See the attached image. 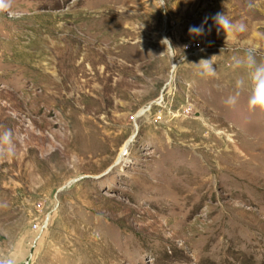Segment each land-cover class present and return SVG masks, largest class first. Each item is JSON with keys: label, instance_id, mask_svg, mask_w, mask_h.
<instances>
[{"label": "rangeland", "instance_id": "374dc122", "mask_svg": "<svg viewBox=\"0 0 264 264\" xmlns=\"http://www.w3.org/2000/svg\"><path fill=\"white\" fill-rule=\"evenodd\" d=\"M249 47L264 0H0V264H264Z\"/></svg>", "mask_w": 264, "mask_h": 264}, {"label": "clouds", "instance_id": "9594fccd", "mask_svg": "<svg viewBox=\"0 0 264 264\" xmlns=\"http://www.w3.org/2000/svg\"><path fill=\"white\" fill-rule=\"evenodd\" d=\"M211 19L217 29V34H219L221 31L226 34V44L228 43L230 38L235 39L239 34H242L246 31V25L242 20L234 21L227 14L217 13ZM206 24L207 18H205V21L199 26H190L188 29L189 34L202 36L205 33ZM208 31L210 32L211 28H209ZM162 43L167 44L168 47L166 48V51L176 50L173 48L168 38H164L162 40ZM223 52L224 49H221V53ZM164 53H162L161 55H163ZM260 55L261 53L259 52L257 47H249L245 50L243 63L246 64L250 69L249 76L252 82V89L248 99V106L252 110L264 111V62L257 63V56ZM213 58L214 57L209 60H201L198 64H196L198 66H202L203 74L208 76L215 75L216 70L213 69ZM240 63L241 61L238 60L236 66H239ZM172 67L176 68L178 66L172 63ZM243 85L244 81L242 79L237 80V88H241ZM226 103H235V97H229ZM0 143L8 144V151L9 153L12 152L10 133L5 132L3 134H0Z\"/></svg>", "mask_w": 264, "mask_h": 264}, {"label": "bare ground", "instance_id": "6f19581e", "mask_svg": "<svg viewBox=\"0 0 264 264\" xmlns=\"http://www.w3.org/2000/svg\"><path fill=\"white\" fill-rule=\"evenodd\" d=\"M72 97V96H71ZM78 101V100H77ZM78 103V102H77Z\"/></svg>", "mask_w": 264, "mask_h": 264}]
</instances>
